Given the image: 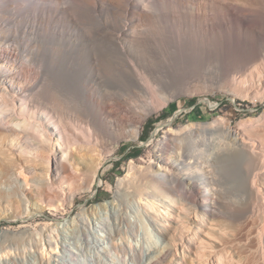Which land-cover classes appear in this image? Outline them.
I'll return each mask as SVG.
<instances>
[{"label":"bare ground","instance_id":"bare-ground-1","mask_svg":"<svg viewBox=\"0 0 264 264\" xmlns=\"http://www.w3.org/2000/svg\"><path fill=\"white\" fill-rule=\"evenodd\" d=\"M226 62L264 95V0H0V264H160L177 249L151 244L164 234L158 197L250 222L264 262V137L222 119L201 150L183 139L210 124L165 128L115 200L73 212L120 142L177 98L154 93L160 69ZM182 225L171 238L184 257L193 247L198 264H232L198 253Z\"/></svg>","mask_w":264,"mask_h":264},{"label":"rangeland","instance_id":"rangeland-1","mask_svg":"<svg viewBox=\"0 0 264 264\" xmlns=\"http://www.w3.org/2000/svg\"><path fill=\"white\" fill-rule=\"evenodd\" d=\"M212 62L214 63L215 61L212 59L210 63ZM209 67V69H204L201 72H196L194 70L192 72H185L183 70L181 73L175 70L174 65L169 66V69H165L164 72H161L163 70L160 69V72H158V76L160 77L158 78L157 76L156 79L158 83L152 85V89L154 87V93H177V98L170 100L168 105L148 116L144 124L139 128V139H129L120 142V146L117 148L116 152L110 155L104 162V166L100 170L92 191L76 198L73 212L82 207L87 209L97 204L115 200V192L120 186V179L123 180V184L125 183L124 186H126L127 180L126 177H124L125 174H127L129 170V172H134L133 169L135 170L137 167L143 168V166L147 165L146 161L151 157L152 146L161 137L162 131L165 128L179 129L190 123L210 124L207 127L197 129L193 138L183 139L185 145L193 143L198 150L203 149L207 140L214 139L218 133H224L221 132L222 129L213 125L214 121L216 122L220 119L224 120L228 128L237 130L238 127L255 138L264 137V95H259V97L257 96L258 94L255 95L253 93L255 87L250 83L248 77H246V80L239 79V77H243L245 74L244 71L246 70L239 69L234 62H226L219 67H214L212 65ZM231 137L232 136H230V138ZM135 149H140V154L137 156H134ZM154 201H156L157 206L162 207L166 204L171 211L169 210L170 213L168 215V213L163 210V207H157L158 213L161 212V214L155 215L154 222L156 223L157 221L156 225L159 226L163 224V226L160 228L158 227V229L164 232V234L160 232L157 237H153L155 240L153 239V243L151 244L154 248H160L165 242H170L171 245H176L175 249H177L160 264H192V262L193 264H198V259L195 255L197 251L195 248L191 247L192 249L189 248L184 250L186 254V257H184L178 238L177 241L171 238L173 236L171 224L180 229L182 221L185 222L182 228H184V226L187 227L184 228L186 232L185 236L188 235L190 242L195 243L196 248H199L198 253H202V255L208 257L209 254L215 253L217 249L218 251L220 249L219 252H222L223 256H226V259L228 258L227 260L231 261L232 264H264V262L260 260V254H258L260 252V246L257 240H255L257 239V237H255L257 233L255 228L251 227L250 222H244L243 220H220L219 218L221 217L208 220L202 212H187L185 210L186 207L182 208L180 202H171L168 199H160L159 197ZM165 201L167 202L165 203ZM47 215L52 216V212L47 210L45 216L38 218L48 220V217H46ZM70 215L72 214H69L68 217ZM178 217H181L179 218L180 220ZM164 219L167 220L166 223ZM169 221L171 223L170 225ZM158 222L160 224H158ZM220 223L224 226H221ZM20 224H23L22 220L16 222L13 227L17 228ZM4 226H7L5 221L0 225V229ZM212 238L214 239L212 240ZM218 240L220 242L226 240L227 242H225L227 244L218 247L210 245V242H219ZM203 246L205 249H203ZM232 251L236 253H234L235 259L231 256ZM219 258L220 257L213 254V256L208 259L207 264H219ZM237 258H239V262ZM204 264H206V261Z\"/></svg>","mask_w":264,"mask_h":264},{"label":"trees","instance_id":"trees-1","mask_svg":"<svg viewBox=\"0 0 264 264\" xmlns=\"http://www.w3.org/2000/svg\"><path fill=\"white\" fill-rule=\"evenodd\" d=\"M138 154H140V149H135L134 150V156H137Z\"/></svg>","mask_w":264,"mask_h":264}]
</instances>
